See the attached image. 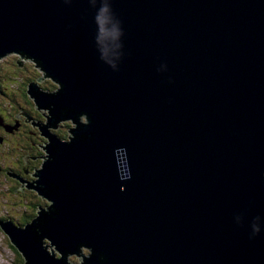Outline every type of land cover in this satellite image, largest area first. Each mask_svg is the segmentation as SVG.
<instances>
[{
	"label": "water",
	"instance_id": "water-1",
	"mask_svg": "<svg viewBox=\"0 0 264 264\" xmlns=\"http://www.w3.org/2000/svg\"><path fill=\"white\" fill-rule=\"evenodd\" d=\"M12 52L76 125L25 186L48 212L0 222L26 264H264V0H0Z\"/></svg>",
	"mask_w": 264,
	"mask_h": 264
},
{
	"label": "rangeland",
	"instance_id": "rangeland-1",
	"mask_svg": "<svg viewBox=\"0 0 264 264\" xmlns=\"http://www.w3.org/2000/svg\"><path fill=\"white\" fill-rule=\"evenodd\" d=\"M24 59V60H23ZM21 58V56L17 53H9L6 54L4 57L0 58V82L4 83V82H9V86H12V88L10 87L9 90L5 91L3 94H20L17 95V97L14 98L15 99H19L20 103H21V107H24L26 110L32 108L35 109L33 107L34 101L32 99H30V104H27L25 102V98H23L22 96V89L21 87H24L25 85H27L28 80L30 79V83L35 84L37 87H40L41 90L43 92H50L51 94L57 93L59 91V85L57 83H55L54 81H52L50 78H45L42 82H37L38 78H43L45 76V73L43 71H40V68H36L37 64L33 62V60H29L26 58ZM19 62V63H17ZM8 69L9 73H7V71L5 69ZM44 74V75H43ZM5 77H8V79H6ZM4 81V82H3ZM28 82V85L30 84ZM8 87V86H7ZM12 90V91H11ZM27 90V89H26ZM11 97V96H10ZM9 97H1L2 102L1 105L2 107L6 108L8 105V102L12 101L11 99H8ZM8 107H10V105H8ZM18 114L20 112V107L18 104L14 105V111H12V113ZM11 115V121L12 124H2V128L4 129V133L6 134H1L4 138L5 141L3 140V138H1L0 136V146L2 147L0 150H5L7 148V146H10V139L14 140V144L16 142V137H17V133L16 131L19 130L20 125L17 123V118H15L16 115ZM82 118V117H81ZM23 119V118H22ZM59 125H66V126H62V132L64 134H66L67 137L64 143H70V139L69 137V128L70 129H75L76 125L73 124V122H69V123H63L60 122ZM56 131L55 129L49 128L48 131ZM49 131V133H50ZM22 132L24 131H20L19 134H23ZM24 135V137H21V141H20V145L18 146V144H16V146L11 147L10 146V150L13 151L12 154L14 157L11 156H6L8 155V148L4 151L1 152V155H3L5 158H8L10 160H13L15 157L19 158L21 155H24L21 153L20 149H23L22 143L25 142L28 146V153L27 155L30 156L31 158H36L38 157V154L36 153L35 156L32 155L31 152V146L29 145V143L26 141V138L28 140V136ZM62 140V139H60ZM9 141V142H8ZM49 144V141H47L46 145ZM45 147V146H44ZM43 150V149H42ZM6 154V155H5ZM25 155V156H27ZM24 156V157H25ZM47 154L44 152L42 154L41 157H46ZM29 161H32V159L28 158L27 159V163L23 164L21 167H19L20 169L22 168H26L29 172ZM35 162L36 165V170H42V165L44 162V159H35L33 160ZM46 162V161H45ZM34 171V170H33ZM34 181H37L38 178L37 177H33ZM25 182H29L27 181V178L24 180ZM19 182V184H7L6 187H4V189L7 190V188H12L13 191H16L17 189H19L20 187H22V183H20L19 180H17ZM32 182V181H31ZM35 185V183H34ZM25 186H27V183L23 184V188L22 191L17 190L15 195L17 196V198H21L20 201L21 204L18 205L17 207L13 206L12 204V200L9 197H6L4 199H2L1 201V206H0V213H8L10 215L7 216V218L9 217V219L6 220V222H10L13 224L14 227L16 228H21L19 227L17 224H15L13 222L14 217L16 219L18 218H23L25 221L28 220V218L31 217V215L35 218L38 217L37 212H41V210L38 209V207H41L42 209H44L45 212H48V210H46V208L50 207L52 205V202L41 197L36 191L34 190H28ZM0 190L3 191V188L0 187ZM6 190H4L2 193L7 195H10L9 190L8 192H6ZM34 193L33 196L31 195V193ZM49 204L48 206L46 204ZM4 217L0 218L3 219ZM15 219V220H16ZM2 223H5V221H0ZM32 222L28 223V225H30ZM27 224V223H26ZM25 225V224H24ZM23 225V228L25 229V226ZM20 226H22V224L20 223ZM44 247L49 246L51 247V242L48 241L47 239H43L42 241ZM48 247V251L51 254V251L53 252L54 248L51 247V249ZM90 254V251L88 250H84L83 252V256L84 255H88ZM57 257H60L59 253H56ZM19 255L17 253V251L15 250L14 246L11 243L10 238L8 237V235L1 230L0 228V264H21L20 260H19ZM69 262L73 263V264H80L81 260L79 261V257L76 255H71L68 257ZM80 259H82L80 257Z\"/></svg>",
	"mask_w": 264,
	"mask_h": 264
},
{
	"label": "flooded vegetation",
	"instance_id": "flooded-vegetation-1",
	"mask_svg": "<svg viewBox=\"0 0 264 264\" xmlns=\"http://www.w3.org/2000/svg\"><path fill=\"white\" fill-rule=\"evenodd\" d=\"M0 102H2V101H0ZM15 104H18L17 102H15V100L8 102V105H10V107H8V105L6 108L3 107V109H2L3 115H0V136H1V138H3L4 141H5V138L1 134H6V133H4V129L2 128V124H8V123L12 124L11 112L14 111L13 107ZM42 112L45 115V117H43L42 120L38 119V117L34 116L29 109L26 110L24 107H20V112L18 114H15L17 117H19V119H17V123L20 125V127H19V130L16 131V133H17L16 142H15V144L13 143L12 147L16 146V144H18V146L20 145L21 140L19 137H20L21 133L19 134V132L24 131V132H22L23 137H24V135L28 136V140L26 138V141L31 146L32 155L35 156L36 153L38 154V157H36V159H41V156L44 152L47 154V149H46L47 146L46 147H44V146L48 140L50 141V145L52 144V142L54 140H57L60 142H65L64 140H67L66 139L67 137H64L67 135L62 132V129H63L62 126H66V125H59L58 122H54L50 119L51 123H52L51 124L50 120L48 118L49 113L48 112L46 113L45 111H42ZM83 119L84 118H82L81 120H83ZM44 124H48L46 126V128H49L52 126L51 128L55 129L56 131L51 132L49 130L50 133L47 134V132L44 131L45 130ZM69 131H70V128H69ZM29 136L33 137V139H30ZM60 139H62V140H60ZM22 146H23V149L22 150L20 149V151L24 155H21L20 157L24 158V156L27 155V153H28V146L25 142L22 143ZM1 148L2 147L0 146V149ZM5 150H3V151L0 150V187L3 188V191L6 190V189H4V187H6L7 184H11V183L14 185L19 184V182L17 181V178H21L24 180L27 178V181H29L27 183L28 184L27 188H34V186L36 187V184L34 185V179H33L34 174H36L35 173L36 172L35 171V168H36L35 162L33 160L28 162L30 165L29 166V172L26 168L20 169L19 167L24 165V164L18 162V159L20 157L19 158L15 157L13 160L5 158L3 155H1V152H4ZM12 152L13 151H11L9 148L8 149V155H6V154L5 155L6 156L12 155V157H14ZM46 157L44 158V162L48 161V158H46ZM10 189L11 188H9V189L7 188L6 192H8V190H10ZM3 191L0 190V203L2 201V197L5 196L4 194H2ZM12 200H13L12 201L13 206L17 207L18 205H14L17 203H13V202L18 200L17 196L12 198ZM44 204H46L48 206L47 203L44 202ZM0 206H1V204H0ZM8 215H10V214H8V213H4L2 215L0 214V218L4 217L0 221H6L7 219H9V217L7 218ZM15 219L16 218L14 217L13 222L15 224H19L16 221L17 219L16 220ZM33 219H34V217L31 215V217L28 218V220H26V221H32ZM21 227H23V226H21Z\"/></svg>",
	"mask_w": 264,
	"mask_h": 264
},
{
	"label": "trees",
	"instance_id": "trees-1",
	"mask_svg": "<svg viewBox=\"0 0 264 264\" xmlns=\"http://www.w3.org/2000/svg\"><path fill=\"white\" fill-rule=\"evenodd\" d=\"M3 69H5V68H3ZM6 71H7V73H9V71H8V69H5ZM6 79H8V77H5ZM30 79L28 80V82L30 83ZM4 82V81H3ZM28 82H27V85H25L24 87H21V89H22V96H23V98H25V102L27 103V104H30V96H29V94H28ZM8 86V87H7ZM10 87L12 88V86H9V82L7 83V82H4V83H2V82H0V101H2L3 99H1V97H10L11 99H13V100H15V102H17L18 103V105H19V107H21V103H20V101H19V99L17 98V99H15L14 98V95H15V97H17V95H20V94H3L5 91H7V90H9L10 89ZM27 89V90H26ZM12 91V90H11ZM33 107L35 108V109H32V108H30L29 110L31 111V113L34 115V116H36V117H38V119H40V120H42V118L43 117H45V115L43 114V112L41 111V110H39V108L37 107V104L35 103V101H34V104H33ZM2 109H3V107H2V105H1V102H0V115H3V111H2ZM13 110H14V107H13ZM15 114V112L14 113H12L11 112V115H14ZM21 137H23V134H20V139H21ZM29 138L30 139H33V137H31V136H29ZM9 142V141H8ZM10 146L12 147V145H13V143H14V140H11L10 139ZM10 146H7V148L9 149L10 148ZM18 162L19 163H22L23 164V158L22 157H20L19 159H18ZM9 193H10V195H5L4 197H2V199H4V198H6V197H9V198H11V200H12V198H14V197H16V195H15V193H14V191H13V189L11 188L10 190H9ZM3 194V193H2ZM34 193L32 192L31 193V195H33ZM33 196H36V195H33ZM18 200L17 201H15V202H13V203H17V204H14V205H20L21 204V202L22 201H20V199L19 198H17ZM13 201V200H12ZM49 205V204H48ZM1 215L2 214H4V213H0ZM19 224H17V225H19L20 226V223L22 224V226L24 225V226H26V225H28V223H30V222H32V221H25L23 218H18L17 220H16ZM27 223V224H26ZM0 228H1V230H2V227L0 226ZM15 250L17 251V253H18V255H19V260H20V263L21 264H26V261H25V259L21 256V254L18 252V250L15 248Z\"/></svg>",
	"mask_w": 264,
	"mask_h": 264
},
{
	"label": "bare ground",
	"instance_id": "bare-ground-1",
	"mask_svg": "<svg viewBox=\"0 0 264 264\" xmlns=\"http://www.w3.org/2000/svg\"><path fill=\"white\" fill-rule=\"evenodd\" d=\"M18 63V62H17ZM46 113L48 112L47 110H44ZM69 122H72V120H67V121H63V123H69ZM71 137V133H69V138ZM34 141V140H33ZM62 143H64V142H62ZM53 248H54V250H53V254L56 256V259L57 260H60L61 259V254L58 252V251H56L55 250V246H52ZM84 250H89V249H87V248H85V247H82L81 248V253L83 254V252H84ZM47 252H48V254H50V252L48 251V247H47ZM56 253H59L60 254V257L58 258L57 257V255H56ZM51 256H52V254H50ZM90 254H88L87 256H89ZM84 256H86V255H84ZM82 258V257H81ZM68 260V263L69 264H73V263H70L69 262V259H67ZM83 264L84 262L82 261V259H81V262H80V264Z\"/></svg>",
	"mask_w": 264,
	"mask_h": 264
},
{
	"label": "clouds",
	"instance_id": "clouds-1",
	"mask_svg": "<svg viewBox=\"0 0 264 264\" xmlns=\"http://www.w3.org/2000/svg\"><path fill=\"white\" fill-rule=\"evenodd\" d=\"M33 61H34V60H33ZM8 99H11V98L9 97ZM11 100H13V99H11ZM85 119H86V116H85ZM85 119H84V120H81V122H82V123H85V122L87 121V119H86V120H85ZM64 141H65V140H64Z\"/></svg>",
	"mask_w": 264,
	"mask_h": 264
}]
</instances>
